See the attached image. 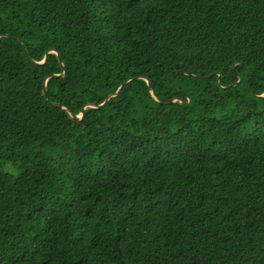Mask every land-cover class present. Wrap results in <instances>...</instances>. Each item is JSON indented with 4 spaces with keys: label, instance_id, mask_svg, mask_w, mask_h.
Listing matches in <instances>:
<instances>
[{
    "label": "trees",
    "instance_id": "1",
    "mask_svg": "<svg viewBox=\"0 0 264 264\" xmlns=\"http://www.w3.org/2000/svg\"><path fill=\"white\" fill-rule=\"evenodd\" d=\"M0 264H264V0H0Z\"/></svg>",
    "mask_w": 264,
    "mask_h": 264
},
{
    "label": "water",
    "instance_id": "2",
    "mask_svg": "<svg viewBox=\"0 0 264 264\" xmlns=\"http://www.w3.org/2000/svg\"><path fill=\"white\" fill-rule=\"evenodd\" d=\"M26 47H27V50H28V52H29V55L32 57V53H31V49H30V47H29L28 45H26ZM52 50H53V49H52ZM47 54H48V53H46V56H45L44 60L41 61V62H38V64H43V63H45V62L47 61ZM60 60H61V58H60ZM46 79H47V78H46ZM46 79H45V81H44V92H45V95H46V97H47V91H46V88H45V86H46ZM148 80H149V86H150V88H151V90H152V82H151L150 79H148ZM121 88H122V86L119 88V90L116 92V94L121 90ZM47 98H48V97H47ZM59 106L66 108V107H65L64 105H62V104H60ZM70 112H71V114L74 116V118H75L76 120H81V119L84 117L85 108H83V113H82L81 115H77V114L73 113L72 111H70Z\"/></svg>",
    "mask_w": 264,
    "mask_h": 264
}]
</instances>
